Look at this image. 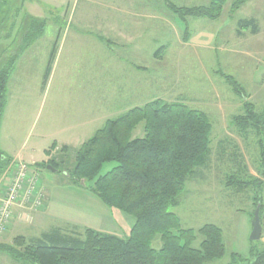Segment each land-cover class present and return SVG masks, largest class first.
Segmentation results:
<instances>
[{
	"label": "rangeland",
	"instance_id": "obj_1",
	"mask_svg": "<svg viewBox=\"0 0 264 264\" xmlns=\"http://www.w3.org/2000/svg\"><path fill=\"white\" fill-rule=\"evenodd\" d=\"M76 1L63 0L58 6L54 0H41L44 6H39V16L47 20L44 33L37 39V43L22 50L26 42L25 35L29 31L28 29L23 30L22 25L33 22L27 15V13L33 14L31 13L33 10L31 7L21 9L22 0H0V68L10 58L14 57V60H18V69L10 82L12 90L9 112L1 122L0 148L4 149L9 156L23 158L26 163L33 161L34 163L30 165L34 167L38 166L35 163L46 162L50 158L58 162V166L53 167L54 171L42 166H39V170L34 169L22 162H13L9 167L13 172L18 165L23 164L31 169H29L30 174L32 170L38 172V184L41 183L39 188L43 193L42 202L46 197L45 211L51 217H70L78 222V226L73 230L81 234L85 228H92L125 237L134 219L117 208L105 205L92 192V182L76 181L70 176L68 170L73 166L74 152L64 154L60 150L62 146H56L50 150L49 155L45 152L51 145V135L57 129L56 123L52 122L54 125L50 129L49 123L45 122L49 102L53 100L52 96L55 97V93H49L48 98L42 100L41 90L44 87L46 67L50 64L52 69L54 48L59 46L63 31L67 28L66 19L63 17L61 23L55 25L52 22L54 16L52 13L60 7L65 10L66 4L73 7ZM169 1L179 7H193L206 6L211 0ZM235 1L226 0L220 15L222 18L218 22L220 24L214 27L216 30L213 31L216 37L214 43L218 50L215 52L209 47L198 48L200 59L196 58L192 48L178 43V35L183 34L184 36L183 29L185 30L187 24L190 27L188 30L207 33L203 31L210 30L203 24L206 20L195 23L194 19L189 17L186 19L187 23L186 20H182L172 12L174 19L172 35L170 33L167 35H171L174 50L172 54L174 55L156 65L161 75L158 78L166 74L163 80H158V85L162 84V86L157 87L156 99L160 98L166 102H183L192 109L202 110L208 114L212 125L206 162L196 167L193 174L188 176L184 189L178 195L177 205L170 209L178 216L182 229L198 230L205 224H213L221 229L225 254L222 258L204 264H250V249L252 247L264 248V129L257 131L251 127L242 128L228 122L230 118L233 120L236 115L242 113L243 99L231 90L220 74L213 73V70L221 69L225 74L233 76L243 88L248 100L253 103L255 111L263 112L264 0H247L237 9L238 11L236 10L239 16L252 14L260 23V32L256 37L251 38L249 35L243 38L233 37L227 46L229 49L233 47L248 52L246 55L236 54L228 51L227 48L219 47L222 40L228 39L232 34L229 30L230 19L228 18L236 12L231 11ZM82 2L83 0L78 1L79 4ZM164 3L163 0L156 1V4L165 8ZM54 5L57 7L54 8ZM58 28L62 30L56 45ZM71 30L74 28L72 27ZM187 49L193 54L178 56ZM51 53L53 55L50 57ZM72 82L71 85L75 88L70 87V91L75 93L77 92L75 80ZM75 100V96L68 97L69 102H75ZM217 104L222 105L223 110L221 108L219 110ZM23 105L27 108L29 106L26 118L13 116ZM222 122L229 124V127L225 129ZM226 131L229 133V139L220 141ZM142 134L143 129L140 124L133 131L132 138L142 136ZM115 165V162L103 164L100 175L105 174ZM230 177L240 181L256 178L262 182L259 185L253 184L242 189L235 184L227 185ZM258 194L262 202L259 209L261 210L259 217L262 231L258 240H252L250 239L251 223L257 205H255L254 198ZM18 205L37 210V208L30 207L29 203H19L16 206ZM13 220L12 210V219L0 235V242L11 244L17 236H24L27 241H30L39 238L43 232L32 229L27 221ZM47 222V227L53 224L52 219ZM60 226L65 228L66 225ZM201 240L202 237L197 235L191 246L199 248ZM160 245V239L156 237L152 246L158 248ZM0 264L18 263L14 262L8 254L0 251Z\"/></svg>",
	"mask_w": 264,
	"mask_h": 264
},
{
	"label": "trees",
	"instance_id": "obj_2",
	"mask_svg": "<svg viewBox=\"0 0 264 264\" xmlns=\"http://www.w3.org/2000/svg\"><path fill=\"white\" fill-rule=\"evenodd\" d=\"M246 1L236 0L231 11H236ZM225 2L211 0L206 6L179 7L166 0L172 12L184 21L189 17L216 20ZM252 22L253 19H244L238 24L241 27ZM45 25L46 19L33 20L32 30L25 35L24 47L39 36ZM189 34L186 27L185 41ZM15 61L14 57L10 58L0 68V128ZM50 72L51 65L48 64L44 85ZM218 72L231 90L243 99L242 113L234 117L233 124L262 131L264 110L257 113L235 78ZM140 124L142 136L132 138ZM211 129V122L203 111L192 109L183 102L157 98L108 119L77 149L63 145L60 150L64 154L74 152L73 166L68 170L70 176L76 181L92 182V192L105 205L132 216L134 221L128 234L120 237L92 228H85L82 234H64L56 229L30 241L17 236L11 244L0 242V251L18 264H204L222 258L225 247L219 227L205 224L198 230L182 229L178 216L170 210L177 205L188 176L206 162ZM56 146L53 142L45 150L46 154L49 155ZM107 162L116 165L100 175ZM12 163V158L0 148V177L8 172ZM35 164L58 166L54 158ZM261 182L256 178L240 181L230 177L227 185L235 184L243 189ZM254 199L255 205L259 202L262 206L259 194ZM197 235L202 240L200 247L194 248L191 244ZM156 237L161 242L158 248L152 246ZM249 254L250 264H264V248L252 247Z\"/></svg>",
	"mask_w": 264,
	"mask_h": 264
},
{
	"label": "crops",
	"instance_id": "obj_3",
	"mask_svg": "<svg viewBox=\"0 0 264 264\" xmlns=\"http://www.w3.org/2000/svg\"><path fill=\"white\" fill-rule=\"evenodd\" d=\"M62 1L54 0L58 6ZM78 1L73 7L66 4L65 10H62L61 7L58 9L54 5L57 11L52 13L54 15L52 22L55 25L60 24L63 17L66 19L65 26L67 28L63 31L59 46L55 50L48 80L41 90L42 100H46L49 93H55V97L52 96L53 100L49 102V110L45 117V122L49 123L50 129L54 125L52 122L57 125L56 132L50 137L52 138L51 144L55 142L57 147L66 145L71 149H77L108 119L115 118L131 108L143 106L156 99L157 87L162 86V84L158 85V80L166 77L165 74L158 78L161 75L158 73L156 65L165 62L169 56L174 55L171 42L174 19L166 0H163L165 8L156 4L157 0H83L81 4ZM39 6H44L41 0H22L21 3V9L31 7L33 10L31 12L33 14L27 13L32 20L45 19L39 16ZM237 11L228 18L230 19L229 30L232 34L228 39L222 40L219 47L227 48L233 37L243 38L249 35L254 38L259 34L260 23L258 20L250 13L246 16H239ZM221 18L222 16L217 20H210L191 17L190 19H194L195 23L206 20L203 21V24L208 26L211 31L203 30L207 32L204 33L191 29L186 41L183 39V34H177L178 43L192 48L197 59L201 58L198 48L209 47L216 52L218 47L214 43L216 37L213 31H216L214 27L220 24L218 22ZM244 19H253L254 22L239 27L238 22ZM182 22L184 23V21ZM30 24L22 25L23 30H32L31 27H27ZM188 25L185 26L189 29ZM72 27L74 30H71ZM44 28L30 45L23 46L24 49L37 43V39L44 33ZM61 30L62 28H58L56 45ZM169 33L171 35H167ZM167 37L169 38L167 39ZM227 50L242 55L248 53L233 47L227 48ZM184 54L190 56L193 53L187 49L184 53H179L178 56H184ZM17 61L7 85V104L3 118L8 114L10 108L12 90L10 82L18 69ZM218 71L222 72L223 70L218 69ZM218 71L215 69L213 73L219 74ZM72 80H75L76 83L77 92L75 93L70 91V87L75 88L71 85L73 84ZM71 96H75V102L68 101V97ZM217 106L219 110H223L222 105L217 104ZM241 107L243 108V104ZM28 109L29 106L27 108L23 105L16 114L13 113V116L26 118ZM204 113L208 115L206 112ZM228 122L234 123L232 118ZM222 126L226 129L229 124L222 122ZM228 134L226 131L220 141L228 140ZM2 150L7 154L4 149ZM10 157L14 162L29 165L34 163L33 161L26 163L23 158ZM30 166L39 170V166ZM8 180L7 174L0 177V198L3 196ZM44 200L43 207L37 210L24 205L16 206L13 209L14 220L27 221L32 229L43 231L40 237L43 233L56 229L64 234L78 232L73 230L78 226V222L70 217H51L45 211L47 208L46 197ZM51 219L53 224L47 227V221ZM62 224L66 225V229L60 226Z\"/></svg>",
	"mask_w": 264,
	"mask_h": 264
},
{
	"label": "built area",
	"instance_id": "obj_4",
	"mask_svg": "<svg viewBox=\"0 0 264 264\" xmlns=\"http://www.w3.org/2000/svg\"><path fill=\"white\" fill-rule=\"evenodd\" d=\"M29 169L21 164L13 172L12 168H9L7 172V176H9L8 184L3 196L0 198V235L12 219L14 206L19 203H29V206L35 209L42 206L43 193L38 184V172L32 170V174H30Z\"/></svg>",
	"mask_w": 264,
	"mask_h": 264
},
{
	"label": "water",
	"instance_id": "obj_5",
	"mask_svg": "<svg viewBox=\"0 0 264 264\" xmlns=\"http://www.w3.org/2000/svg\"><path fill=\"white\" fill-rule=\"evenodd\" d=\"M46 167L47 169L54 171V168L51 165H47ZM259 209H260V203H257L255 210H254L252 223H251L252 229L250 233V239L252 240H258L260 238L261 231H262V226H261L260 217H259Z\"/></svg>",
	"mask_w": 264,
	"mask_h": 264
}]
</instances>
